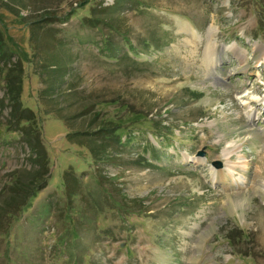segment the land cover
Wrapping results in <instances>:
<instances>
[{
	"label": "rangeland",
	"instance_id": "obj_1",
	"mask_svg": "<svg viewBox=\"0 0 264 264\" xmlns=\"http://www.w3.org/2000/svg\"><path fill=\"white\" fill-rule=\"evenodd\" d=\"M0 52V264H264V0H0Z\"/></svg>",
	"mask_w": 264,
	"mask_h": 264
},
{
	"label": "trees",
	"instance_id": "obj_2",
	"mask_svg": "<svg viewBox=\"0 0 264 264\" xmlns=\"http://www.w3.org/2000/svg\"><path fill=\"white\" fill-rule=\"evenodd\" d=\"M1 52H0V58H1ZM18 104V100H17V96L16 98H14L13 96H11L10 98V106L13 110V112H15V107ZM30 115V114H28ZM14 119V118H13ZM20 133L22 135V137H24V142L27 144V147L29 149V151L32 153L34 159L36 160V166H37V171L34 172L33 174H31L30 179H28V183H26L25 185H28V188H25L24 184H14V188L11 192V194L13 193V196L10 198V203L8 204V206L12 205V204H16V199L21 195L24 197L25 201L27 199L33 198L35 195V190H31L30 187L33 186V182H35L36 180H45V175H46V156H45V152L42 148V146L40 145V140L38 135H36L34 128H29V127H24L21 128ZM94 135H98L96 134V132H93ZM68 136H72V135H67ZM96 138V137H93ZM99 139H90V143L95 144ZM97 150H101V148L99 146L94 147L93 149H91V147L89 148L90 154L92 156V159H96V151ZM68 180L66 179V175L63 176V184L64 187L67 188L68 187ZM16 183V181H15ZM42 185V183L40 184ZM36 188H40V186H37ZM67 196H69V194H67Z\"/></svg>",
	"mask_w": 264,
	"mask_h": 264
},
{
	"label": "bare ground",
	"instance_id": "obj_3",
	"mask_svg": "<svg viewBox=\"0 0 264 264\" xmlns=\"http://www.w3.org/2000/svg\"><path fill=\"white\" fill-rule=\"evenodd\" d=\"M215 53L216 52H214V50L211 48V36H210L208 43H207L206 50H205V57L203 60L204 65L206 63H208L209 61H211V59L215 55ZM230 154H231V151L225 152L224 156L227 160H229Z\"/></svg>",
	"mask_w": 264,
	"mask_h": 264
},
{
	"label": "water",
	"instance_id": "obj_4",
	"mask_svg": "<svg viewBox=\"0 0 264 264\" xmlns=\"http://www.w3.org/2000/svg\"><path fill=\"white\" fill-rule=\"evenodd\" d=\"M197 156H202V153H198L197 154ZM213 166L215 167V168H220L221 167V165H220V163L219 162H215V163H213Z\"/></svg>",
	"mask_w": 264,
	"mask_h": 264
}]
</instances>
